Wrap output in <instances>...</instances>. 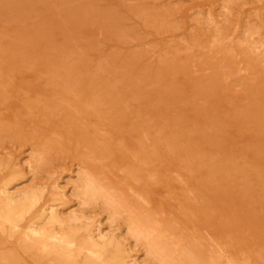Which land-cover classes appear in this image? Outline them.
I'll return each mask as SVG.
<instances>
[{"label":"rangeland","instance_id":"obj_1","mask_svg":"<svg viewBox=\"0 0 264 264\" xmlns=\"http://www.w3.org/2000/svg\"><path fill=\"white\" fill-rule=\"evenodd\" d=\"M0 264H264V0H0Z\"/></svg>","mask_w":264,"mask_h":264},{"label":"bare ground","instance_id":"obj_2","mask_svg":"<svg viewBox=\"0 0 264 264\" xmlns=\"http://www.w3.org/2000/svg\"><path fill=\"white\" fill-rule=\"evenodd\" d=\"M20 72H21V71H20ZM18 75H19V74H18ZM18 75H17V76H18ZM185 215H186V214H185ZM183 216H184V215H183ZM61 244H62V243H61ZM68 245H69V244H68Z\"/></svg>","mask_w":264,"mask_h":264}]
</instances>
